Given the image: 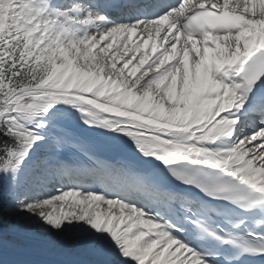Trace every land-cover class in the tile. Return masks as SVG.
Listing matches in <instances>:
<instances>
[{"label":"snow or ice","instance_id":"1","mask_svg":"<svg viewBox=\"0 0 264 264\" xmlns=\"http://www.w3.org/2000/svg\"><path fill=\"white\" fill-rule=\"evenodd\" d=\"M0 264H264V0H0Z\"/></svg>","mask_w":264,"mask_h":264},{"label":"bare ground","instance_id":"2","mask_svg":"<svg viewBox=\"0 0 264 264\" xmlns=\"http://www.w3.org/2000/svg\"><path fill=\"white\" fill-rule=\"evenodd\" d=\"M119 66V65H118Z\"/></svg>","mask_w":264,"mask_h":264}]
</instances>
